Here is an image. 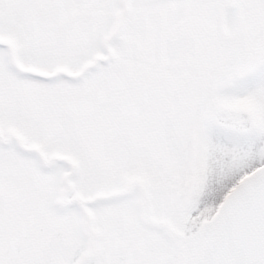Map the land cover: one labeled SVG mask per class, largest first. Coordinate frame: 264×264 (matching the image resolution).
<instances>
[{
    "label": "snow or ice",
    "instance_id": "obj_1",
    "mask_svg": "<svg viewBox=\"0 0 264 264\" xmlns=\"http://www.w3.org/2000/svg\"><path fill=\"white\" fill-rule=\"evenodd\" d=\"M0 264H264V0H0Z\"/></svg>",
    "mask_w": 264,
    "mask_h": 264
}]
</instances>
